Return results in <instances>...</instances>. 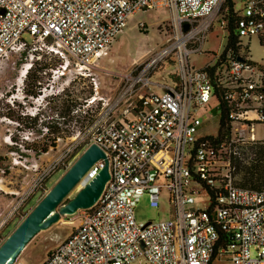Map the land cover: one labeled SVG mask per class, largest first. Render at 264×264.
Returning <instances> with one entry per match:
<instances>
[{
    "label": "built area",
    "instance_id": "1",
    "mask_svg": "<svg viewBox=\"0 0 264 264\" xmlns=\"http://www.w3.org/2000/svg\"><path fill=\"white\" fill-rule=\"evenodd\" d=\"M225 1L0 0V63L12 54L42 51L79 76L93 75L94 64L108 56L138 12L163 8L173 15L160 51L120 75L111 96H99V83L91 79L94 96L84 107L95 112L93 119L56 158L24 167L33 178L21 191L6 192L0 242L51 180L95 144L107 159L109 180L96 204L77 212L78 226L43 264H264V189L235 184L236 162L248 163L247 148L264 143L254 138L255 126L264 127V66L251 62L240 43L255 37L264 46V0H234L241 51L225 54L227 68L217 79L229 127L215 142L206 139L214 134L205 132L208 119L199 114L214 108V82L204 67L194 69L189 62L204 52ZM168 59L177 69V76L169 72L170 85L153 78ZM31 67L32 60L22 65L21 86ZM103 166V160L95 162L80 189ZM199 188L207 210L194 207ZM143 196L162 212L158 221H136L134 209Z\"/></svg>",
    "mask_w": 264,
    "mask_h": 264
},
{
    "label": "rangeland",
    "instance_id": "2",
    "mask_svg": "<svg viewBox=\"0 0 264 264\" xmlns=\"http://www.w3.org/2000/svg\"><path fill=\"white\" fill-rule=\"evenodd\" d=\"M225 14L226 11L222 7L215 17L216 22L207 34L204 52L190 56V66L194 69L212 64L214 59L224 52L228 33L225 30L226 23L222 25L221 21H224ZM172 16L170 11L153 8L135 14L116 38L108 56L94 64L91 76L88 74L79 76L71 67L63 70V60L42 51L26 50L10 55L6 61L0 63V169L3 170V174H0V213L5 210L9 201L6 192L21 191L33 178L32 173L24 167L28 168L35 163L44 166L66 149L77 132H82L90 124L95 112L86 111L84 106L94 96L91 79L96 78L99 83V96H111L118 87L120 75L160 51L170 34ZM24 39L29 41L27 37ZM240 43L242 49L248 50V59L251 62L264 66V46L260 45L257 38H244ZM30 60H32L30 77L28 80L24 79L21 86L18 79L21 67L29 64ZM169 72L172 76H177L175 64L170 59L157 67L153 78L167 84ZM39 84L36 98L25 95L24 90L32 92L34 86ZM213 106L211 101L210 107ZM199 114L205 115L208 119L205 132L215 134L219 115L213 116L210 109ZM35 117L36 121H31ZM263 130V126H255L254 138L257 141L264 140ZM46 146L49 147L48 151L42 153L41 149ZM255 147L256 150H249L248 153L253 161L239 164L236 168L237 186L242 182L245 167L248 168L257 160L264 165V151L259 152L260 148L264 150V143ZM63 173H58L51 180L48 190ZM79 189L77 187L66 200L72 199ZM199 191L194 207L207 210L209 202L200 188ZM39 200L40 198L36 197L30 202L22 218ZM161 213L159 209L149 205L147 196H143L134 209L135 219L139 223L156 222L160 219ZM79 215L80 213H76L61 217L47 230L38 233L14 264H43L47 254L78 226ZM22 218L6 229L2 241Z\"/></svg>",
    "mask_w": 264,
    "mask_h": 264
},
{
    "label": "water",
    "instance_id": "3",
    "mask_svg": "<svg viewBox=\"0 0 264 264\" xmlns=\"http://www.w3.org/2000/svg\"><path fill=\"white\" fill-rule=\"evenodd\" d=\"M240 60L237 58V61ZM98 160H103L104 166L96 177L65 202L80 185L88 169ZM108 180V162L105 154L95 144L89 145L0 243V264H14L28 243L38 233L57 223L61 217L72 216L92 208Z\"/></svg>",
    "mask_w": 264,
    "mask_h": 264
},
{
    "label": "trees",
    "instance_id": "4",
    "mask_svg": "<svg viewBox=\"0 0 264 264\" xmlns=\"http://www.w3.org/2000/svg\"><path fill=\"white\" fill-rule=\"evenodd\" d=\"M223 8L226 11L225 14V23H226V32L228 33L227 36V42L226 47L222 55L217 57L215 61L212 64L206 65L204 67L205 71L208 72L210 78L214 82L212 86V98H213V104L214 108L212 109V114L215 116L218 114V128L214 135H209L206 137V139L210 142H215L220 138L223 134V132L229 127V121H228V111L229 108L227 106V103L224 101L222 96V90L217 82V79L221 75V71H224L227 68V60L225 58V54L227 52H231L233 55L236 56L241 51V47L237 45V40L235 36V27H234V14H233V8H234V0H226L223 4ZM30 72L27 73L26 80L30 77ZM39 85H35L32 92H29L27 90H24L25 95L31 96V97H37L38 91H39ZM37 117L31 119V121H36ZM49 147H43L41 149L42 153H46L48 151ZM249 150H256L255 146L247 148L248 153ZM263 148L259 149V152H263ZM250 161H253L250 159ZM244 162H236V168L239 166V164H243ZM242 182L240 183L239 187L243 189H247L250 191H260L264 189V165L260 164V160L255 161L254 164L251 166L245 167L243 171L242 176ZM263 187L262 189H260ZM67 202V200L65 201ZM64 202V203H65ZM51 252V251H50ZM49 253L46 257H48Z\"/></svg>",
    "mask_w": 264,
    "mask_h": 264
},
{
    "label": "crops",
    "instance_id": "5",
    "mask_svg": "<svg viewBox=\"0 0 264 264\" xmlns=\"http://www.w3.org/2000/svg\"><path fill=\"white\" fill-rule=\"evenodd\" d=\"M161 9H162V10H166V9H163V8H161ZM129 20H130V19H129ZM129 20H128V21H129ZM126 27H127V24H126ZM126 27H125V28H126ZM112 45H113V44H112ZM202 68H203V67H202ZM167 77H168V80H169V82H168L167 84H168V85L172 84V83L174 82V78L171 77V76L169 75V73H168ZM170 77H171L172 79H171Z\"/></svg>",
    "mask_w": 264,
    "mask_h": 264
},
{
    "label": "bare ground",
    "instance_id": "6",
    "mask_svg": "<svg viewBox=\"0 0 264 264\" xmlns=\"http://www.w3.org/2000/svg\"><path fill=\"white\" fill-rule=\"evenodd\" d=\"M63 70H65V69H63ZM20 79H23V76H22V75H21ZM20 79H19V80H20ZM19 82H20V81H19ZM78 187L80 188V186H78Z\"/></svg>",
    "mask_w": 264,
    "mask_h": 264
}]
</instances>
